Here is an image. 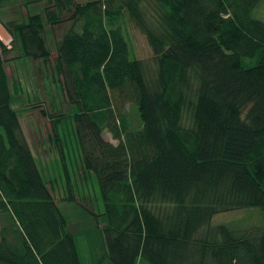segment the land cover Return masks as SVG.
I'll list each match as a JSON object with an SVG mask.
<instances>
[{"label":"trees","instance_id":"1","mask_svg":"<svg viewBox=\"0 0 264 264\" xmlns=\"http://www.w3.org/2000/svg\"><path fill=\"white\" fill-rule=\"evenodd\" d=\"M262 1L52 0L7 24L23 56L49 61L45 28L66 23L50 61L75 112L69 130L60 110L49 118L58 157L45 176L0 39V262L80 264L58 202L79 204L96 178V264H264V227L212 221L264 215V21L252 15ZM127 19L147 38L152 74L131 54Z\"/></svg>","mask_w":264,"mask_h":264},{"label":"rangeland","instance_id":"2","mask_svg":"<svg viewBox=\"0 0 264 264\" xmlns=\"http://www.w3.org/2000/svg\"><path fill=\"white\" fill-rule=\"evenodd\" d=\"M75 1L81 3L88 0ZM50 3L52 0H3L0 3V39L10 48V51H6L4 55L6 59L5 70L11 78V82L15 83L14 97L16 98L13 106L19 112L23 133L38 159H36L38 166H41L45 176L55 175L56 171L51 166L55 164L58 157L55 144L51 142L53 139L48 140V135H51L48 134L51 129L49 118L55 110H60L59 117L61 115L66 116L64 126L69 130L75 112L74 107L66 104L63 100L65 96L61 77L50 61L55 55L53 50L55 36L62 34V29L66 23L55 25L52 29L45 28L48 47L52 51L49 61L34 60L23 56L19 45H13L8 25L18 21L24 15L25 10L44 14V9L46 11L50 7L48 5ZM63 14L65 17L68 15L66 12ZM252 15L264 21V0L252 11ZM125 24L131 54L142 59L148 68V73L152 74L155 69V62L146 36L133 21L127 19ZM125 109L126 111L130 109V114L133 117L132 123L135 125V109L133 107L127 108V106ZM103 134L104 138L112 140L107 131H104ZM113 142L115 141L113 140ZM59 191H61L59 188L55 189V197L59 196L61 193ZM76 200H79V204L77 201H59L58 206L66 219L68 231L74 237L80 264H96L104 252L102 231L97 226L94 217L88 212V210H92L96 214L103 211L104 208L96 178L91 179L89 187L85 191L82 187L77 190ZM212 221L216 224H227L240 230L264 227V215L259 208H244L219 213L212 218ZM0 264L3 263L0 262ZM139 264L148 263L139 261Z\"/></svg>","mask_w":264,"mask_h":264},{"label":"crops","instance_id":"3","mask_svg":"<svg viewBox=\"0 0 264 264\" xmlns=\"http://www.w3.org/2000/svg\"><path fill=\"white\" fill-rule=\"evenodd\" d=\"M26 137V136H25ZM30 148H31V146H30ZM32 150V149H31ZM33 152V151H32ZM34 153V152H33Z\"/></svg>","mask_w":264,"mask_h":264}]
</instances>
